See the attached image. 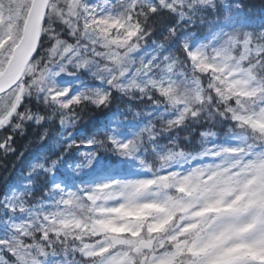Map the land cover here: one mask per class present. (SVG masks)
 Listing matches in <instances>:
<instances>
[{"label": "trees", "instance_id": "1", "mask_svg": "<svg viewBox=\"0 0 264 264\" xmlns=\"http://www.w3.org/2000/svg\"><path fill=\"white\" fill-rule=\"evenodd\" d=\"M98 1L81 0L73 19L64 24L49 27L46 20L32 64L37 71L60 64L59 81L49 84L27 74L23 102L1 131L0 264L81 262L80 245L87 239L85 233L63 226H41L46 224L49 212L57 211L61 204L63 194L56 191V180H68L73 187L81 188L104 174L96 169L98 157L112 165L131 159V150L102 146L108 136L103 130L108 131L113 123H122L128 130V122L138 116L137 121L154 119L150 132L162 125L166 115L144 113L150 112L152 103L163 94L164 76L179 77L176 89L188 88L189 97L193 93L187 81H198L206 95L212 96L208 117L221 130L223 112L229 106L221 104L223 97L229 96L226 82L214 69H193L186 43L209 42L235 31L237 25L253 30L251 35L257 38L254 46L264 43V35H254L264 28L256 25L264 21V0H237L240 12L236 15L229 14L234 7L226 4L227 0H109L106 12L116 18L111 22L96 21L94 4ZM118 23L129 24L133 33L131 42L119 48ZM55 44L60 49L56 55L52 49ZM115 49L122 56L111 60L108 56ZM237 50L242 52V46ZM164 54H168L165 60ZM172 59L177 62H169ZM258 59L259 66L264 67V52ZM107 65L114 73L107 70ZM138 126L132 138L142 135ZM3 141L8 143L4 149ZM12 188H20L27 198L38 196V213L22 207L21 198L14 204L8 198ZM21 215L35 222L25 239L11 228L13 219ZM37 225L40 229L34 230Z\"/></svg>", "mask_w": 264, "mask_h": 264}, {"label": "rangeland", "instance_id": "2", "mask_svg": "<svg viewBox=\"0 0 264 264\" xmlns=\"http://www.w3.org/2000/svg\"><path fill=\"white\" fill-rule=\"evenodd\" d=\"M80 1L52 0L48 26L71 21ZM31 2L0 0V72L21 37ZM226 4L236 8L239 6L237 0H227ZM94 7L97 21L114 20L110 13L103 10L105 7L101 2H96ZM229 14H235V11L231 10ZM126 26L123 24L120 38L129 44L133 33ZM239 31L243 55H260L264 44L257 43L254 46L257 38L251 35L253 30L244 28ZM256 33L263 34L264 28L258 29ZM223 38L222 35L217 37ZM234 45V41H227L219 48L214 45L218 49L209 56L206 54L207 44H201L191 50L190 55L196 60L197 66L200 64L217 69L225 77L230 91L238 94V98L255 97L251 104L253 110L244 116V120L252 121L254 127L259 128L258 135L262 136L264 86L258 92L259 87L250 70L242 69L239 55L234 57ZM57 47L58 44H55L52 48L55 55ZM167 55L164 54V57ZM114 57L118 58V52H115ZM108 58L112 59L111 52ZM61 70L59 64L37 71L34 64L29 68V76H38L41 82L51 84ZM107 70H112V66L107 65ZM19 90V87L16 88L0 101L1 117L11 110ZM243 140L233 141L224 150L210 148L204 155L195 157L192 163H187V157H181L176 167L164 170L156 181L139 172V175L128 180L96 182L88 192L85 189H64L63 185L56 182L54 184L63 191L65 197L58 210L49 216L50 229L63 226L84 230L86 227L90 234L86 233L87 242L82 248L85 255L96 264H170L179 255L183 262L189 259L188 264H264V150L259 155L255 152L243 159L246 156L241 151ZM170 187L184 191L186 195L172 198L168 191ZM228 190L233 192L231 198L226 196ZM203 211H211L212 216L201 222ZM172 215L177 217L175 225L172 223L170 229L159 233L168 239L154 236L153 232H158L157 228L163 227ZM199 222L203 235L193 239L190 244L188 238L194 235L187 234L197 228ZM25 223L28 226L19 225L22 231L29 232L31 224L26 220ZM113 234L125 239L124 250L113 252L109 239ZM152 238L156 239L157 245L172 243L173 239H178V243L171 249L154 248L155 252L150 254L136 251L141 239ZM112 252L114 254L108 256ZM190 256L196 258L192 261Z\"/></svg>", "mask_w": 264, "mask_h": 264}, {"label": "water", "instance_id": "3", "mask_svg": "<svg viewBox=\"0 0 264 264\" xmlns=\"http://www.w3.org/2000/svg\"><path fill=\"white\" fill-rule=\"evenodd\" d=\"M50 0H33L26 19L22 38L16 45L13 55L0 75V96L15 87L23 78L28 64L36 54L41 38L42 25L48 10ZM25 86H22L18 100L14 106L13 112L8 116L11 117L18 108Z\"/></svg>", "mask_w": 264, "mask_h": 264}]
</instances>
